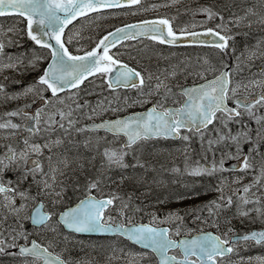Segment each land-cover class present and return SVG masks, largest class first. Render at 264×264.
I'll return each instance as SVG.
<instances>
[{
	"label": "rangeland",
	"instance_id": "1",
	"mask_svg": "<svg viewBox=\"0 0 264 264\" xmlns=\"http://www.w3.org/2000/svg\"><path fill=\"white\" fill-rule=\"evenodd\" d=\"M215 3H220L229 10L228 16L223 15L220 9H214L213 12L224 17L226 28L232 31L234 38L238 39L233 55L231 51L225 50L221 55L213 53L212 58L209 59L205 55H200V51L188 47L164 48L143 40L123 44L122 49L119 52L114 51L113 54L117 59L127 60L142 70L146 79L144 85L147 86H142V89L133 88V91L119 94V90L112 91L108 87L107 75H95L91 82L85 83L78 90L51 98L49 105L40 112V133L37 136L24 131L22 124L21 127L19 125L20 122L24 124L26 120L21 112L23 107L45 94L46 90H43L45 87L36 84V79L48 54L41 49L29 48L26 42L23 43L27 38L26 28L22 26L23 20L16 18L0 20V30H2L0 41L5 44L3 53L0 54V84L4 86V93L0 94V123L11 121L19 126L16 129L0 128V158H5V163H8L5 154L10 146L18 154L24 152L27 160L33 156L41 157L43 173L48 174L45 176L37 172L33 179V175L27 173V169L32 165L26 164L19 155L8 167L10 173L20 171L19 177H16L14 182L8 178L7 168L4 169V175L6 174L3 180L4 185L16 190L8 193L9 197L15 200L16 207L21 204H24V207L17 215L5 206L9 204V201L4 200L3 195L0 196V232L3 233L0 239L6 240L5 252L0 253V264H40L39 260L21 257L16 251L20 244H27L31 239L46 245L71 264H158L153 253L141 250L120 237H78L63 229L56 220L49 222V227L36 228L30 224L31 211L38 203L42 202L45 210L56 218L64 208L72 204L69 200L87 194L89 181L97 178L100 180L98 189H93L90 193L94 192L100 196L112 194L118 197V205L109 210L106 216V218L112 217L110 223L129 224L147 221L156 225L168 224L172 226L174 234L177 228L180 234L213 230L215 223L209 220L213 217L204 215L201 218L196 215L200 211L197 207L205 199L213 197L217 200L223 194L225 197L231 196L233 200V205L226 210L227 216L219 227L225 232L224 234H227V237L235 234L234 225H237L238 233L243 232L244 228L255 227V224L257 227L264 226V216L259 215L257 211H251L248 216L237 214V206L241 205L240 196H244L242 189L253 185L252 181L247 182L249 179L247 175L250 174L251 168L241 170L240 176L231 173L239 166L237 161L242 160L247 149L251 148L254 142H257L259 150L250 149L249 152L259 155L264 150V131H261L263 121L257 122V131L252 127L244 133L246 136L241 135L243 137L240 139L239 153H236L237 144L229 138L231 144L229 155L222 154L221 150V144L225 145L223 150H227L226 140L214 143L209 149V140H218L220 133L225 135L221 131L226 128L224 124H221L222 120L215 130H211L208 134H205V131L198 134L188 132L184 136H188L189 139L179 141L149 139L146 142H139L131 149H124L123 140L118 136H111L105 132H93L85 128L87 123L118 118L137 110H144L151 105H158L159 109L164 110L168 106L179 107L184 99L179 91L180 88L211 78L228 64L233 65L232 88H235L237 84H249L252 80L264 81V23H261V19L264 18V0H176L175 3L172 0H144V3L139 5L140 8L119 10L80 22L70 28L67 37L68 40L71 39L72 49L81 53L95 49L98 41L108 31L120 25L157 15L172 20L173 27L178 28L179 32L183 28L193 31L202 28L206 22L196 20L199 17H206L198 10L210 8ZM237 18H241L238 24ZM213 19L220 20L218 16ZM13 40L28 49L25 51L20 48L12 49L10 42ZM29 44H31L30 41ZM37 57L42 59L36 62L35 67H32L30 62ZM9 63L14 64L15 67H5ZM157 77L164 80L167 88L171 89L170 92H166L163 87L159 92L155 91ZM28 86H34L36 90L24 94ZM149 92L152 94L148 95ZM253 92L264 93V86L255 87L249 84L247 88L240 87L235 96L230 94V100ZM12 96L17 98L10 99L9 97ZM77 104L84 107L78 109ZM253 111L256 117L264 119L261 113L264 112V107L257 105ZM10 112L18 114L9 116ZM61 113L65 114L63 120H61ZM242 119L253 120L247 112H243ZM69 120L73 123L70 124ZM57 121L63 123L64 127H60ZM225 122L228 126V121ZM242 131L229 128L231 136L243 134ZM85 139L95 144L89 145ZM25 140H28L29 145L47 144L48 147H42V154H36L25 145ZM195 142L200 143L199 153L204 154L206 158V162L199 159V164L204 166L207 163L210 167L214 160L219 162L223 156L224 166H229L228 173L217 171L211 176L205 175L202 181L191 180L189 184L184 182L181 176L174 175L173 170L179 167V162L184 156L193 151L192 145ZM105 150L117 153L127 151L128 154L124 156L123 162L128 166L109 165L104 156ZM231 156L236 159H232ZM137 161L144 164V167H140ZM196 166L197 164L194 163L193 167ZM53 169L57 171L53 173ZM81 172L83 174L79 177ZM26 174L27 179H23ZM52 175H55V190H62V195L59 197L46 196L37 186L38 182L45 179L51 183L49 178ZM253 175L260 182L251 187L247 197L257 198L260 201L264 198V175L262 176V173L260 176ZM182 182L187 185L180 187ZM128 185L134 190L137 189L136 185L140 189L137 192L131 191L128 190ZM142 186H147L148 189H142ZM217 186L222 187V193L216 191ZM19 192H26L30 199L22 200ZM137 197L139 201H142L143 197H148L149 201L137 202ZM124 200L131 203L126 204ZM241 206L264 211L261 202ZM138 212L142 213L140 217L136 215ZM173 213L178 214L179 218L169 219ZM17 232L26 234L27 240L17 236L13 241L12 236ZM12 243H15L16 247L7 246ZM234 250L235 252L223 264H261L264 260V244L241 242L235 246Z\"/></svg>",
	"mask_w": 264,
	"mask_h": 264
},
{
	"label": "snow or ice",
	"instance_id": "2",
	"mask_svg": "<svg viewBox=\"0 0 264 264\" xmlns=\"http://www.w3.org/2000/svg\"><path fill=\"white\" fill-rule=\"evenodd\" d=\"M173 3L176 0H172ZM141 3V0H0V17L5 15H18L23 17L27 22V36L30 40L34 41L40 48L48 49L51 56V62L44 70L36 84L46 86L43 90H51L53 96H56L58 92L69 88H78L79 85L90 75L101 74L109 76L108 87L115 89L117 87L124 88H141L144 85L145 78L139 71L130 68L128 65L113 58V55L109 54V50L115 47L116 43L121 40L134 39L136 37L145 36L149 39L158 40L161 44H175L181 38H191L194 42L208 43L210 47L219 49L221 52L225 51L229 46V40L234 39L233 36L223 34L226 25L221 23L216 27L220 29L217 31L214 28H206L203 32L189 31L188 28L180 30L179 34L174 31L168 19L161 18L153 21H143L139 24L126 25L122 28H117L115 31L108 33L100 39L96 45V48L87 52L85 55H73L69 52L65 46V41L62 39L64 35V29L69 23L78 17L87 16L89 13L99 12L102 9H111L124 6H133ZM155 7V6H153ZM147 10V9H144ZM199 12L206 15L211 20L214 17H219L223 22L224 17L219 13L213 12L211 8H201ZM251 12V10H249ZM237 18L236 23L238 24ZM261 23H264V18L261 19ZM196 27V25H192ZM165 28L167 31L165 32ZM2 31V30H0ZM13 31V29H9ZM201 36L211 37V41L200 40ZM55 41L53 45L51 41ZM71 42L69 38L68 43ZM5 44L0 41V54L3 53ZM102 49V54H98ZM11 60V57H9ZM42 59L37 57L31 61L32 67H35L36 62ZM207 63V61H206ZM5 67L13 68L14 64L9 63ZM230 73L221 72L212 81L207 82L204 85L198 87H192L182 90V94L187 98L183 107L169 111H158L157 106L152 107L145 114L134 115L125 119H116L115 121H104L103 123L96 125V128L105 129L114 135L123 134L127 139L124 144V149H131L138 141L149 140L153 138H168L173 136H179L182 129L189 131H195L201 133L203 129H207L209 124H212L217 119V113H222L228 120L235 119L247 112L249 116L260 122V117H256L253 109L259 105L264 107V94L249 98L247 96L235 101L236 108L229 109L226 106V100L229 99V92L235 96L237 89L240 87L247 88L250 85L255 87L264 86V81H249V84H237L235 88H230L231 79ZM167 77H165L166 79ZM151 79V77H149ZM158 83L155 85V91L163 87L166 92H170L171 89L167 88L164 80L157 77ZM34 86H28L24 90V94L35 91ZM4 93V86L0 84V94ZM149 92L148 95H151ZM10 99H16L12 96ZM43 99V97H41ZM143 103L144 101H136ZM84 107V105L77 104V108ZM95 111V109H93ZM17 112L8 113L9 116L17 115ZM61 120L64 118V113H61ZM71 116V113H68ZM37 119V123H38ZM224 127H227L225 121H221ZM60 127H64L63 123L57 121ZM69 123L73 121L69 120ZM16 129L19 126L17 124L8 121L7 123H0V128ZM32 130V129H29ZM246 134H238L237 136H225L219 134V138L216 141L209 140V149L214 143H219L226 139H231L237 144V152H240V136ZM184 140H188V136L181 137ZM203 138V137H201ZM25 145L29 146L36 154H42L41 148L48 147L47 144L41 145H29L28 140L24 141ZM59 143V141H57ZM255 151V149H253ZM127 151L105 150L104 156L109 165H117L120 167H127L124 164V156L127 155ZM17 155L21 159L25 160V163H30L31 168L27 169V173L33 175L37 172L43 173V168L39 161H28L24 152L16 153L10 146L5 154L8 163H5V158H0V173L5 168L15 162ZM140 167H144V164H140ZM242 168L240 170L249 169L252 164L249 163V157L244 155L240 161ZM67 166V165H65ZM224 168V157L222 156L220 161H213L212 165L200 166L188 170V174L192 176L201 175H213L217 171H226ZM53 173L57 170L53 169ZM178 171V170H177ZM264 171V169H262ZM47 176V173H43ZM63 174V173H61ZM23 179H27V174L23 176ZM51 183L48 179L38 182L37 186L41 189L46 196L62 195L61 191L55 190V175H52ZM100 183L99 178L89 181L88 190L91 192L93 189H98ZM259 183L257 179L252 186H245L242 192L247 194L251 191V187ZM16 190L11 187H5L3 183H0V195H3L4 200L9 201L8 205L10 210L17 215L23 209L24 204L19 207L15 206V200L11 199L8 193L15 192ZM216 191L222 193L223 189L220 186L216 187ZM241 191V190H237ZM19 196L22 200L30 199L26 192H19ZM118 199L115 195L107 199L97 200L95 197L89 195L86 200H82L76 208L66 211L59 216V222H62L67 228L74 232H114L117 234H123L127 239L137 244H142L144 248L150 249L151 253L155 255L158 260V264H218L217 257H224L231 253L234 247L243 242L254 241L256 244H264V230L252 231L242 236H236L234 234L232 239L221 238V236L214 235L212 233H203L192 237L191 239L174 240L170 238V230L168 228H157L149 225H139L134 227H128L125 225H117L113 228L110 224L112 217H105V210L113 204L114 200ZM241 205L259 204L257 199L253 201L247 196H240ZM233 205L231 196L225 197L223 194L217 199L212 201L208 207L210 214H216L220 210L228 209ZM241 205L237 206V214L241 216H248L251 211H257L259 215L264 216V211L260 209H247ZM42 208L43 205H40ZM127 207V205H124ZM173 217L179 218L178 214L173 213L169 219ZM199 219V217H197ZM33 225L49 227L48 221L52 219V214L42 213L37 209L32 216L29 217ZM155 219V217H154ZM22 227V225H21ZM54 230V229H53ZM229 231H233L229 229ZM176 235H180L179 228L176 229ZM3 233L0 232V236ZM227 235V234H225ZM17 236H21L27 240V235L17 232L12 236L13 241ZM6 240L0 239V253L5 252ZM8 247H16L15 243L8 244ZM171 250H179L180 257L177 255H169ZM10 255L12 253H9ZM18 254L21 256H32L34 258L43 259L44 264H66L63 259L52 257L47 248H42L36 241L31 242V246H20ZM195 258V259H193ZM264 264V260L261 261Z\"/></svg>",
	"mask_w": 264,
	"mask_h": 264
},
{
	"label": "water",
	"instance_id": "3",
	"mask_svg": "<svg viewBox=\"0 0 264 264\" xmlns=\"http://www.w3.org/2000/svg\"><path fill=\"white\" fill-rule=\"evenodd\" d=\"M12 15H15V14H12ZM5 16H9V15H5ZM79 18V17H78ZM68 26V25H67ZM167 31V29L165 28V32ZM209 39H210V37H208ZM200 40H203V41H205L206 40V38H202V39H200ZM51 43L54 45L55 44V41L53 40V41H51ZM193 43H195L190 37L189 38H181L180 40H178L176 43H175V45L176 44H193ZM102 49H100L99 50V52H98V54H102ZM81 56H83V55H81ZM51 62V61H50ZM48 67V66H47ZM224 72H226V71H224ZM210 81H212V80H210ZM207 82H209V81H207ZM207 82H204V83H202V84H199V85H197V86H194V87H198V86H200V85H204V84H206ZM188 88H192V87H188ZM69 89H72V88H69ZM187 89V88H186ZM65 90H67V89H65ZM64 91V90H63ZM187 99V98H186ZM47 103V101H46V99H39L38 101H36V102H34V103H32L31 105H29V106H27L24 110H23V112L25 113V114H31L32 115V118L31 119H29V120H27V122H26V124H25V128L26 129H32L31 131H33V132H35L36 131V114H37V111L41 108V107H43L45 104ZM184 104H185V102L183 103V105H182V107L184 106ZM227 106V105H226ZM175 110V109H174ZM146 113V112H145ZM144 112L142 113V114H145ZM134 115H139V114H133V115H131V116H126V117H124V118H121V119H125V118H129V117H132V116H134ZM93 128H96V125H94V126H92ZM97 129H102V128H97ZM121 135H123V134H121ZM173 137H175V136H173ZM127 139V138H126ZM31 161V160H30ZM91 196H93V197H95L97 200H100L99 198H97L95 195H91ZM88 197H86V198H84V199H82V200H86ZM102 199H107V198H102ZM82 200H80V201H78L76 204H74V205H72V206H70V207H68V208H66L64 211H62L60 214H62V213H64V212H66V211H70L71 209H74V208H76L77 207V205L82 201ZM41 205V204H40ZM40 205H38L34 210H33V212H32V214L37 210V209H39L40 210V212H42V208L40 207ZM110 206H112V205H110ZM109 206V207H110ZM108 207V208H109ZM107 208V209H108ZM32 214H31V216H32ZM60 216V215H59ZM32 222V221H31ZM62 223V222H61ZM33 224V223H32ZM63 224V223H62ZM111 224V223H110ZM64 225V224H63ZM117 225H121V224H116V225H114V224H111V226L113 227V228H115ZM139 225H149V224H146V223H139V224H136V225H125V226H128V227H134V226H139ZM149 226H151V227H155V226H152V225H149ZM64 227H65V229L66 230H68V231H71V232H74V231H72L71 229H69V228H67L65 225H64ZM157 228H168V227H157ZM169 229V228H168ZM262 230H264V229H262ZM254 231H261V230H254ZM75 233H77V232H75ZM203 233H212V234H214V235H217V234H215L214 232H212V231H205V232H198V233H195L193 236H185V237H182V238H180L179 240H182V239H191L192 237H194V236H197V235H200V234H203ZM78 234H81V235H93V236H114V235H121L123 238H125V239H127V237L125 236V235H123V234H117V233H114V232H80V233H78ZM242 236V235H241ZM127 240H129V239H127ZM179 240H177V241H179ZM131 243H133V244H136L137 246H139V247H141V248H143V249H146V248H144L143 247V245L142 244H137V243H134L133 241H131V240H129ZM21 246H24V245H21ZM31 246V244L29 245V246H27V247H30ZM42 248H45L44 246H41ZM19 250V248L17 249V251ZM147 250H150V249H147ZM151 251V250H150ZM50 254H51V256L52 257H57V255L56 254H54V253H52V252H50V251H48ZM230 254V253H229ZM229 254H227V255H229ZM169 255H172V254H169ZM226 255V256H227ZM60 258V257H59ZM60 259H62V258H60ZM41 264H44V260L42 259V263ZM67 264V263H66Z\"/></svg>",
	"mask_w": 264,
	"mask_h": 264
},
{
	"label": "flooded vegetation",
	"instance_id": "4",
	"mask_svg": "<svg viewBox=\"0 0 264 264\" xmlns=\"http://www.w3.org/2000/svg\"><path fill=\"white\" fill-rule=\"evenodd\" d=\"M207 1V0H206ZM144 3V0H141V4L140 5H142ZM141 6H138V5H136L134 8H132V9H137V8H140ZM223 7V8H222ZM143 8V7H142ZM212 10H214V9H220V12L223 14V15H225V16H228V13H229V10L227 9V8H225V6H223L222 4H220V3H215V4H213V5H211V7H210ZM190 16H193V15H190ZM156 17H162V16H159V15H157ZM196 20H203V21H206L205 23H204V25H203V27L202 28H199V29H195V30H193V31H199L200 29L201 30H204V29H206V28H214V29H216L217 31H220V29L219 28H217L216 26L217 25H219V24H221V23H224L225 24V22L223 21H221V20H214V19H211V20H209L207 17H204V18H202V17H199V18H197ZM195 20V21H196ZM172 21V20H171ZM226 25V24H225ZM172 29L174 30V31H179V29L178 28H176V27H173L174 26V24H173V21H172ZM223 34H225V35H230V36H232V31H229L227 28H225L224 29V32H223ZM143 41H148V42H151V43H153V44H155V45H157V46H160V47H164V48H169V47H172V46H167V45H164V44H161V43H159V42H157V41H154V40H151V39H142ZM236 40H238V39H236V38H234V39H232V40H229V46L230 47H234V46H236L237 45V41ZM138 41H140V40H138ZM134 42H137V41H132V40H128L127 42H126V44L127 43H134ZM185 47H188V48H191L192 50H198V51H200V54L202 55V54H204L206 57H208L209 59H211L212 58V54L214 53V51H217V49L216 48H213V47H206V46H198V45H193V46H185ZM122 49V47H120V48H115L114 49V51H117V52H119L120 50ZM114 56H115V54H113ZM127 61V60H126ZM129 64H131L132 66H134L135 68H137V70H139L141 73H143V71L142 70H140L137 66H135V65H133L132 63H130L129 61H127ZM97 76H99V75H97ZM91 82V81H90ZM87 83H89V81H87ZM207 132H205V134H206ZM142 142H146L145 140L144 141H142ZM192 147H193V150L196 148V142L192 145ZM38 161L40 162V164H41V160H39L38 159ZM54 220H56V221H58V219H57V217L56 218H54V216H53V214H52V219H51V221L50 222H52V221H54Z\"/></svg>",
	"mask_w": 264,
	"mask_h": 264
},
{
	"label": "trees",
	"instance_id": "5",
	"mask_svg": "<svg viewBox=\"0 0 264 264\" xmlns=\"http://www.w3.org/2000/svg\"><path fill=\"white\" fill-rule=\"evenodd\" d=\"M28 40V39H27ZM191 162H192V160H190V159H187V160H185V161H180L179 162V167L178 168H175L174 170H173V173L175 174V175H178V176H181V178H185V176L186 177H189V178H187L188 180L190 179V178H195V179H199V176H192V175H189L188 174V170H190L191 168H193V165L191 164ZM178 170V171H177ZM183 172V173H182ZM201 176H205V175H201ZM128 190H131V191H135L134 189H132V188H130V185H128ZM136 192V191H135ZM125 194H127V193H125ZM128 195V194H127ZM136 201L137 202H142V201H139L138 199H136ZM262 203L264 204V198H262ZM129 204H130V202H128ZM205 206H206V202H204V203H202L201 204V206H200V208L202 209V210H204V208H205ZM202 212V214H203V212L204 211H201ZM235 226V228H237V225H234ZM246 229H249V228H246Z\"/></svg>",
	"mask_w": 264,
	"mask_h": 264
},
{
	"label": "bare ground",
	"instance_id": "6",
	"mask_svg": "<svg viewBox=\"0 0 264 264\" xmlns=\"http://www.w3.org/2000/svg\"><path fill=\"white\" fill-rule=\"evenodd\" d=\"M49 110V109H48Z\"/></svg>",
	"mask_w": 264,
	"mask_h": 264
}]
</instances>
